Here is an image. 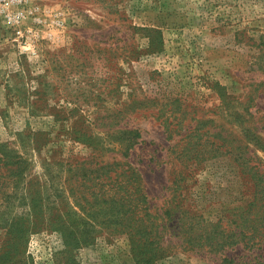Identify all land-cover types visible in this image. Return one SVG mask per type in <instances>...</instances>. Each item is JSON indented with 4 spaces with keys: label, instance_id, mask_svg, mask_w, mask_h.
<instances>
[{
    "label": "rangeland",
    "instance_id": "obj_1",
    "mask_svg": "<svg viewBox=\"0 0 264 264\" xmlns=\"http://www.w3.org/2000/svg\"><path fill=\"white\" fill-rule=\"evenodd\" d=\"M29 1L24 36L0 17V151L28 159L24 192L35 185L50 197L45 216L17 197L9 202L13 180L0 167V264H139L129 239L103 224L82 246L58 230L59 219H78L68 164L131 160L161 205L178 132L264 125V0ZM125 128L142 133L128 157L117 140ZM86 132L106 136L109 148L77 139ZM227 159H209L192 179L186 203L205 217L222 214L223 202L242 204L244 180ZM171 250L149 264H223L220 254ZM225 253L253 252L241 243Z\"/></svg>",
    "mask_w": 264,
    "mask_h": 264
},
{
    "label": "trees",
    "instance_id": "obj_2",
    "mask_svg": "<svg viewBox=\"0 0 264 264\" xmlns=\"http://www.w3.org/2000/svg\"><path fill=\"white\" fill-rule=\"evenodd\" d=\"M242 129V132L227 127L178 132L179 139H175L169 153L172 161L168 171L170 195L161 205L152 202L153 196L147 190L144 176L131 160L111 161L100 156L101 160L95 162L85 158L75 165L69 163L65 179L69 183L65 188H69L76 206L73 212L78 219H75L76 226L59 219L58 230L64 238L78 239L76 244L82 246L96 239L97 224H103L111 234L125 235L129 239L139 264L155 263L170 256L171 246L181 247L185 252L220 254L223 264H264V159L257 151H264V125L249 121V124H242ZM119 131L117 140L122 143L121 153L131 156L142 142L140 128ZM77 137L89 145L94 143L90 140L95 139L97 148H109L110 142L102 134L86 132ZM168 137L174 138V132H169ZM218 157L231 161L236 176L244 180V189L239 190L241 205L232 207V201L223 202L227 206L223 207V213L210 218L199 211V204L186 202L192 192H196L192 179L197 171L203 170L209 159ZM28 164V159L21 155L0 153V167L7 168L13 180L12 191L9 185L4 194L7 193L9 202L17 197L23 205H31L29 212L45 216L44 207L50 195L44 194L39 187L34 188L35 185L26 192L21 188L28 176ZM90 183L93 185L89 186ZM210 205L212 208V201ZM22 216L18 220L24 226L19 230L27 238L29 228L21 221L20 218H25ZM173 238H177L176 243ZM241 243L253 252L252 258L238 259L225 253Z\"/></svg>",
    "mask_w": 264,
    "mask_h": 264
},
{
    "label": "built area",
    "instance_id": "obj_3",
    "mask_svg": "<svg viewBox=\"0 0 264 264\" xmlns=\"http://www.w3.org/2000/svg\"><path fill=\"white\" fill-rule=\"evenodd\" d=\"M29 0H0V17L19 36H24V21L29 16Z\"/></svg>",
    "mask_w": 264,
    "mask_h": 264
}]
</instances>
